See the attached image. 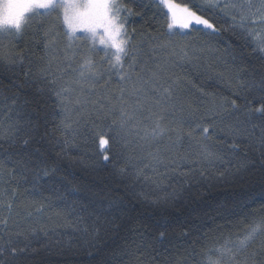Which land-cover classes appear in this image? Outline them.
<instances>
[{
  "label": "trees",
  "instance_id": "trees-1",
  "mask_svg": "<svg viewBox=\"0 0 264 264\" xmlns=\"http://www.w3.org/2000/svg\"><path fill=\"white\" fill-rule=\"evenodd\" d=\"M124 2L133 9L127 28L136 30V42L141 33L162 34L167 39V22L155 0ZM252 3L259 6L260 0ZM215 17L221 32L210 37L193 31L180 41L189 45L188 58H168L170 64L175 61L170 74L178 78L181 95L201 110L213 100L218 110L224 100L236 99L244 105L245 96L257 107L259 94L249 93L241 81L259 83L264 77V53L253 50L257 40L248 34L254 30L264 38V25H249L246 32L219 10ZM39 19L34 18L33 27L13 42L10 57L23 51V62L0 60V160L8 169L17 167L16 161L28 162L26 179L16 177L19 193L9 220L10 231L22 233L13 235L14 242L26 247L20 264H208L209 260L233 264L229 254L217 251L225 238L264 224V149L259 141L243 134L234 140L218 132L209 144L221 159L209 162L193 148L194 163L158 165L153 172L145 168L153 163L148 153L166 141L141 148L143 141L128 136L131 143L114 150L119 152L115 158L109 153L110 160L104 161L95 138L101 121L92 103L69 105L72 128L61 124L65 113L47 82L57 78L58 90L59 83L73 81L76 73L65 71L60 60H53L48 68L47 58L39 59L44 51L37 42L43 35L37 30ZM51 24L57 25L58 46L63 48L68 41L60 22L44 19L45 26ZM89 46L84 44L78 51ZM156 51L160 58H167L166 50ZM144 52L152 55L147 44ZM94 58L99 61V56ZM41 69H46L43 76ZM78 94V90L71 93V98ZM87 98L95 101L97 95L87 93ZM245 112L241 108L232 115L225 113L221 126L236 125L237 117L245 120ZM110 122L111 118L105 121ZM29 135L25 146L23 139ZM234 142L239 145L235 149ZM165 155L174 158L171 153ZM39 169H47L48 175ZM5 179L11 178L5 175ZM29 202L33 205L28 209L30 217L23 208ZM0 215L7 212L0 210ZM262 241L264 236L258 237L253 249L258 250ZM258 259H264V254Z\"/></svg>",
  "mask_w": 264,
  "mask_h": 264
},
{
  "label": "snow or ice",
  "instance_id": "snow-or-ice-1",
  "mask_svg": "<svg viewBox=\"0 0 264 264\" xmlns=\"http://www.w3.org/2000/svg\"><path fill=\"white\" fill-rule=\"evenodd\" d=\"M155 3L166 19L167 39H162V34L141 33V39L136 42V30L129 32L127 28L128 17L134 14L133 9L124 0H0V60L23 62V51L15 53L14 59L10 57L15 47L13 42L33 27L34 18H40L37 30L43 35L37 42L43 44L44 51L39 59L44 61L47 58L48 68L53 60H60L65 65V71L71 69L76 73L73 81L59 83L58 90L57 78L47 82L53 86L52 90L65 113L61 124L64 129L72 128L69 105L92 103L95 117L101 121V125L96 126L99 131L95 133V138L104 161L110 160L109 153H113L115 158L119 152L114 150L126 148L131 143L128 136H134L138 142L143 141L141 148L166 141L163 147L148 153L153 163L145 164V168L151 167L153 172L158 170V165L167 167L175 164L179 167L177 161L194 163L190 159L193 148L197 156L209 162L221 159L213 150L214 146L209 144L218 132L234 140L242 134L246 135L258 140L264 149V77L259 83L253 81L246 85L241 81V86L249 93L255 91L259 94V106L253 107L252 101L245 96L244 105L237 104L236 99L224 100L218 110L213 100L201 110L181 95L178 78L170 74V67L175 61L170 64L168 59L188 58L189 45L180 41L190 38L193 31H201L210 37L221 32L215 10L230 16L233 26L246 32L249 25H264V0H260L259 6L252 0H155ZM48 17L60 22L59 27L68 41L63 48L58 46L57 36L60 33L57 25H44V19ZM77 33L83 35L78 36ZM248 34L257 40L253 50L264 53V38L254 30ZM84 44L90 46L78 51ZM145 44L152 55L144 52ZM157 49L166 50L167 58H160ZM95 56H99V61ZM44 71L46 69H41L42 76ZM77 90L79 94L71 98V93ZM87 93L96 94L97 99L90 101ZM241 108L246 109L245 120L237 117L236 125L221 126L225 113L232 115ZM109 118L111 122L105 123ZM30 140L31 135L23 139V144L27 146ZM238 146L235 142L231 145L233 149ZM166 153H171L174 158ZM15 164L17 167L8 169L6 162L0 160V210L7 212V215H0V232L4 233L0 236V264H20L21 254L26 251V247H19L13 240V235L20 236L22 233H12L9 229L15 198L19 193L20 181L16 177L19 175L20 179H26L24 171L28 170V162L16 161ZM39 171L48 175L47 169ZM139 173L143 174V170ZM35 174L38 175V172ZM5 175L11 179L6 180ZM12 180H16V186H12ZM32 206L31 202L23 205L28 217L32 216L28 210ZM40 210L36 208L37 212ZM160 235L163 238L164 233ZM261 236H264V224L253 225L235 238H225L224 246L217 251L221 255L229 254L233 264H264V259H258L264 254V241L258 250L252 247ZM208 264L219 262L209 260Z\"/></svg>",
  "mask_w": 264,
  "mask_h": 264
},
{
  "label": "rangeland",
  "instance_id": "rangeland-1",
  "mask_svg": "<svg viewBox=\"0 0 264 264\" xmlns=\"http://www.w3.org/2000/svg\"><path fill=\"white\" fill-rule=\"evenodd\" d=\"M78 36L83 35V33H77Z\"/></svg>",
  "mask_w": 264,
  "mask_h": 264
}]
</instances>
